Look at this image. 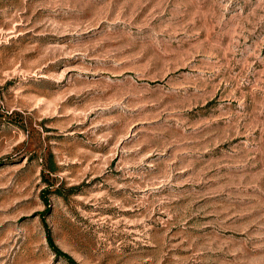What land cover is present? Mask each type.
<instances>
[{
    "label": "rangeland",
    "instance_id": "obj_1",
    "mask_svg": "<svg viewBox=\"0 0 264 264\" xmlns=\"http://www.w3.org/2000/svg\"><path fill=\"white\" fill-rule=\"evenodd\" d=\"M0 264H264V0H0Z\"/></svg>",
    "mask_w": 264,
    "mask_h": 264
},
{
    "label": "trees",
    "instance_id": "obj_2",
    "mask_svg": "<svg viewBox=\"0 0 264 264\" xmlns=\"http://www.w3.org/2000/svg\"><path fill=\"white\" fill-rule=\"evenodd\" d=\"M48 235H49V234H48ZM48 237H50V236H48ZM65 256H66V258H67L70 262L75 263L73 260H70L69 256H67V255H65Z\"/></svg>",
    "mask_w": 264,
    "mask_h": 264
}]
</instances>
